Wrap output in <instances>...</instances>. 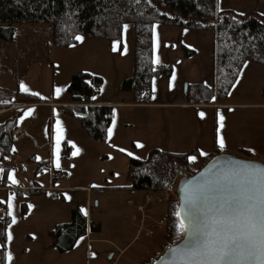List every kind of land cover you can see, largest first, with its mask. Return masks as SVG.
I'll list each match as a JSON object with an SVG mask.
<instances>
[{
  "label": "rangeland",
  "instance_id": "rangeland-1",
  "mask_svg": "<svg viewBox=\"0 0 264 264\" xmlns=\"http://www.w3.org/2000/svg\"><path fill=\"white\" fill-rule=\"evenodd\" d=\"M126 26L122 46L120 42L82 39L77 45L65 49L52 43L50 24L0 22V28L14 27L16 33L10 42L0 38V102L27 104L18 123L24 136L14 141L12 154L9 160L6 158L13 166L12 171L6 174L8 188H29L37 181L41 188L47 190L46 196L33 197L30 202L32 214L26 217L21 215L22 201L16 194L9 190L0 191V201L9 198V214L12 219L15 217V223L11 224L12 251L26 247L31 251L23 264L149 262L164 251L168 206L177 200L178 186L169 192L105 188L127 186L130 158L145 159L152 148L181 153L197 149L199 145L202 147L200 151L206 155L191 160L196 170L202 167L213 149L209 138L189 141L185 134L176 133L179 117H171L160 110L154 112V109L131 107L127 104H136L132 95L131 101L122 98L125 94L121 91V84L134 73V25ZM117 43L119 47L114 50ZM79 71L97 74L104 79L101 92L93 99L113 107L111 135L104 143L92 141L81 129L79 121L63 109L73 104L67 88L72 76ZM22 85L28 89L27 92L22 90ZM249 89L252 104H264V86L259 88L254 82ZM18 91L37 93L41 102L33 106L31 101L18 97ZM22 107L16 106L0 115V123ZM262 107L242 110L243 117L236 115V120L242 121L243 141L253 142L247 139L254 137V130H249L250 127L257 124L259 132L264 129ZM30 110L32 115H26ZM58 124L62 129L59 168L56 166L57 138L61 135ZM66 147L72 148L69 155ZM76 148H79V154H74ZM230 151L235 153L234 149ZM252 151L264 163V149ZM44 161L49 162L50 170L44 169L36 174ZM53 171L65 172L68 179L52 183ZM2 175L0 173V180ZM12 177L17 183H12ZM148 200L150 204H147ZM75 206L81 207L88 216L89 234L68 253L45 249L49 243L47 230L58 223L69 222L71 209ZM29 234L34 236L33 244H28L26 235ZM38 252L45 253L41 259H38Z\"/></svg>",
  "mask_w": 264,
  "mask_h": 264
},
{
  "label": "trees",
  "instance_id": "trees-1",
  "mask_svg": "<svg viewBox=\"0 0 264 264\" xmlns=\"http://www.w3.org/2000/svg\"><path fill=\"white\" fill-rule=\"evenodd\" d=\"M0 22L50 24L52 43L60 48H70L82 39L120 42L122 46L125 25H134L133 76L124 79L121 91L132 95L136 104L146 101L145 92L151 90L155 79L173 74V65H156L153 62V26L172 25L181 28L215 33L213 47V72L211 82L189 84L185 92L186 101L191 105H209L226 100L240 78L244 66L251 62L264 67V15L257 11L244 14L233 10L220 11L217 0H0ZM15 28H0V38L10 42L15 38ZM186 57L194 51L183 46ZM93 80V81H91ZM104 83L102 76L79 71L72 76L67 93L71 105L64 106L66 114L79 121L81 129L94 142H106L113 122V107L90 106ZM264 94V91H263ZM16 95L32 103L41 102L37 95L18 91ZM17 104L4 100L0 112ZM27 107L17 111L0 123V160L13 151V130ZM68 155L72 148L66 147ZM219 147L214 142L212 151L198 170L191 165V157L200 158L202 152L192 149L174 153L152 148L145 159L130 158L128 165L129 184L124 187H107L111 190L130 192H169L179 185L184 177L192 178L201 172L212 160L222 156H233L245 161L260 162L256 154L246 146L234 149ZM264 164V163H263ZM49 169L44 161L36 174ZM50 170V169H49ZM3 173L4 186L9 180ZM18 198L46 196L47 190L34 181L29 188L12 190ZM179 200L168 206L166 243L164 251L142 264H156L170 248L180 244L185 232L179 229ZM6 205L2 207L4 209ZM21 215L29 214V205L21 203ZM71 219L58 223L46 233L49 243L47 250L60 254L72 251L79 240L88 235V216L82 208L75 206L70 212ZM12 218L6 211L0 217V264H8V234Z\"/></svg>",
  "mask_w": 264,
  "mask_h": 264
},
{
  "label": "crops",
  "instance_id": "crops-1",
  "mask_svg": "<svg viewBox=\"0 0 264 264\" xmlns=\"http://www.w3.org/2000/svg\"><path fill=\"white\" fill-rule=\"evenodd\" d=\"M217 8L220 11L233 10L241 14L257 11L259 14L264 15V0H217ZM157 37L159 42L158 47ZM214 40L215 33L212 30L201 31L172 25L155 24L153 26V62L155 63L156 57L159 56L160 63L155 64H172L173 74L171 77L161 76L155 79L150 90L151 94L148 97L145 96L146 101L144 103H128L127 105L134 108L154 109V112L156 110H160L162 112H166L171 117H177V119L179 117L180 124L176 133L179 131L185 134L186 139L189 141L192 139L201 141V139L205 137L209 138L214 146V142L219 144L220 138L223 137L225 143L224 148L227 149H235L243 145L249 147L251 150L259 148L264 149V129L259 132L258 125L255 123V127L249 128V130H254V137L247 138L248 140H253V142L255 141L254 144L253 142H247V140L243 141L241 138V131L243 128L242 121L236 120V115L243 117L242 115L244 113L242 110H251L256 106H264V104H252L253 99L249 89L250 85L254 82L255 86H259V88L264 86V67L251 62L247 63L244 66L240 74V78L235 84L230 96L226 100L215 101L209 105H191L186 101L185 85L195 84L198 82H205L209 84L211 82L214 63ZM183 46L193 50L194 55L186 57ZM173 77H175L174 80ZM124 94L125 95H123L124 97L122 98L126 101H131V94ZM32 104L33 106H37L35 103ZM40 104H45V106L48 105H46V103ZM26 105V103H17L16 106L25 107ZM89 105L109 106L103 103L94 102L93 100ZM14 107H12V109ZM263 108L264 107H262V109ZM8 110L0 112V115L6 113ZM200 113L204 114L203 118L200 116ZM221 116L224 118L222 122L223 127H221ZM201 126L204 127L203 130L201 129ZM188 132H190V134H188ZM23 136L24 133L21 138ZM213 146H211V148ZM196 147L199 150L202 149L199 145ZM9 157L10 156H7L6 158L9 160ZM3 190H9L12 192L13 189H9L8 186H4L3 180L1 179L0 191ZM32 199L33 197H25L23 199L19 198L20 201L26 202L29 205L28 215L32 214L30 207ZM4 205H6L4 209H6L9 213V198H6L4 201H0L1 210ZM1 216L2 215L0 213V217ZM11 230L12 225L9 227V233H11ZM26 237L29 240L28 244H33L34 236L29 234L28 236L26 235ZM10 240L8 242V256L11 255L12 259L8 264H23L26 260V256H28L31 252L30 249H27L26 247L17 252L12 251ZM38 254V259H41L45 253L43 254L38 252Z\"/></svg>",
  "mask_w": 264,
  "mask_h": 264
},
{
  "label": "snow or ice",
  "instance_id": "snow-or-ice-1",
  "mask_svg": "<svg viewBox=\"0 0 264 264\" xmlns=\"http://www.w3.org/2000/svg\"><path fill=\"white\" fill-rule=\"evenodd\" d=\"M76 39L82 41V37L77 36ZM118 47L119 43L114 50ZM155 63H160L159 56ZM22 90L28 91L23 85ZM26 115L31 116L32 111ZM200 116L203 118L204 114L200 113ZM223 119L221 116V127ZM60 133L57 138V168L60 167L62 129ZM219 147H225L223 137L219 140ZM79 151L76 148L74 154H79ZM190 159L194 161L195 157ZM11 179L13 184L17 183L14 177ZM187 193L185 211L179 223V229L187 233V239L182 247L170 250L172 259L165 264H264V167L234 164L223 179L197 190L189 189ZM12 222L15 223L14 216ZM11 238L9 233L8 239ZM8 259L11 261V255Z\"/></svg>",
  "mask_w": 264,
  "mask_h": 264
},
{
  "label": "water",
  "instance_id": "water-1",
  "mask_svg": "<svg viewBox=\"0 0 264 264\" xmlns=\"http://www.w3.org/2000/svg\"><path fill=\"white\" fill-rule=\"evenodd\" d=\"M187 87L188 85H185V92L187 91ZM237 163H248L264 167V164L260 162L245 161L233 156H222L212 160L196 176L192 178L184 177L183 179H181L176 190V196L180 203L178 212L180 219L182 218L186 207V195L188 194L187 190H197L204 185H208L210 183L223 179L224 176H226L230 172L232 165ZM185 223L187 224V221H185ZM186 239L187 233L185 232L184 240L180 244L167 250L156 264H165L166 261H170L172 259L170 250L182 247Z\"/></svg>",
  "mask_w": 264,
  "mask_h": 264
},
{
  "label": "built area",
  "instance_id": "built-area-1",
  "mask_svg": "<svg viewBox=\"0 0 264 264\" xmlns=\"http://www.w3.org/2000/svg\"><path fill=\"white\" fill-rule=\"evenodd\" d=\"M91 81H93V80H91ZM150 94H151V91L150 90H147L146 92H145V96L146 97H148V96H150ZM22 129L19 127V126H17L14 130H13V138H14V140H20V138H21V136H22ZM12 169H13V166L10 164V162L9 161H7L6 160V158H2L1 160H0V173H9V172H11L12 171ZM52 183H54L55 184V182H61V181H64V180H67L68 179V176H67V174L65 173V172H63V171H53V173H52ZM149 202V200L147 201V204H150V203H148ZM142 212L144 213V211L142 210ZM0 213L1 214H4L5 213V209H2L1 211H0ZM145 222L146 221H144V223H143V226L145 225ZM143 228V227H142Z\"/></svg>",
  "mask_w": 264,
  "mask_h": 264
}]
</instances>
